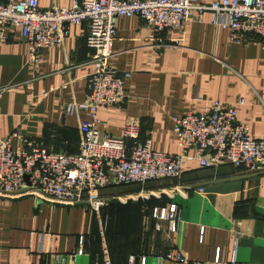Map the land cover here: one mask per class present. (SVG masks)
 I'll return each mask as SVG.
<instances>
[{"label": "crops", "instance_id": "obj_1", "mask_svg": "<svg viewBox=\"0 0 264 264\" xmlns=\"http://www.w3.org/2000/svg\"><path fill=\"white\" fill-rule=\"evenodd\" d=\"M40 9L68 8L72 0H36ZM215 0H196L209 4ZM204 22L191 24L181 42L151 40L136 17L115 22L108 66L127 72L118 108L97 111L100 135L119 136L127 118L139 123V139L155 152L176 154L170 118L200 113L211 101L242 99L236 118L255 138L264 137V40L230 44L228 32ZM85 24L71 26L59 47L42 50L28 67L18 29H7L0 45V138L15 150L21 140L47 152L75 154L78 123L85 114L65 115L80 102L92 70ZM177 39L175 30L160 35ZM15 134V137H10ZM202 190L201 193L198 190ZM92 203L55 204L34 196L0 197V264H127L129 256L156 263L150 250L180 251L185 264H264V172L230 165L200 168L188 158L177 179L115 185L84 194ZM174 204L175 231L151 217ZM159 229H156V226ZM161 234L149 243L148 235ZM81 255H75L77 249ZM59 257V261L54 260Z\"/></svg>", "mask_w": 264, "mask_h": 264}, {"label": "built area", "instance_id": "obj_2", "mask_svg": "<svg viewBox=\"0 0 264 264\" xmlns=\"http://www.w3.org/2000/svg\"><path fill=\"white\" fill-rule=\"evenodd\" d=\"M204 14H208L209 25L228 32L230 44L264 40V0H215L209 4L196 0H72L68 8L48 9H40L36 0H0V45L7 29H18L31 70L38 65L42 50L59 47L69 28L81 24L87 28L84 46L91 50L92 64L82 100L64 107L65 115L85 114L77 127L78 152H47L26 140L13 150L10 138H0V197L26 195L55 204H91L92 197L83 200L84 194L115 185L177 179L188 158L200 168L230 165L246 173L264 172V137H253L236 118L242 99L228 105L211 101L203 112L171 117L176 154L153 151L148 138L139 139V123L133 118L124 121L119 136L100 135L96 129L97 111L121 105L124 82L129 78L127 72L118 74L107 63L116 20L136 17L150 30L151 40L175 44L182 41L191 24L204 22ZM171 30L178 33L177 39L160 37ZM151 217L166 223L165 234L175 231L174 204L153 210ZM81 253L80 248L75 251V255ZM150 256L156 263L187 262L177 250L161 254L151 249ZM54 260L58 262L59 257ZM144 263V256L127 258V264Z\"/></svg>", "mask_w": 264, "mask_h": 264}, {"label": "rangeland", "instance_id": "obj_3", "mask_svg": "<svg viewBox=\"0 0 264 264\" xmlns=\"http://www.w3.org/2000/svg\"><path fill=\"white\" fill-rule=\"evenodd\" d=\"M159 230H160V228H159ZM160 235L161 234H150V235H148V240H149V243L151 244V242L153 243V242H155L156 240H159L160 239Z\"/></svg>", "mask_w": 264, "mask_h": 264}, {"label": "water", "instance_id": "obj_4", "mask_svg": "<svg viewBox=\"0 0 264 264\" xmlns=\"http://www.w3.org/2000/svg\"><path fill=\"white\" fill-rule=\"evenodd\" d=\"M24 180H26V178H24Z\"/></svg>", "mask_w": 264, "mask_h": 264}]
</instances>
